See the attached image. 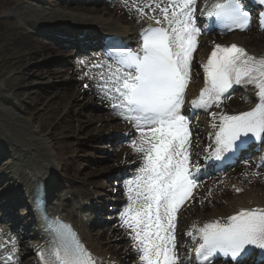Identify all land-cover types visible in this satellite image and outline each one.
<instances>
[{
	"label": "bare ground",
	"instance_id": "1",
	"mask_svg": "<svg viewBox=\"0 0 264 264\" xmlns=\"http://www.w3.org/2000/svg\"><path fill=\"white\" fill-rule=\"evenodd\" d=\"M143 1L85 0L79 4L73 3L72 0H57L56 6L47 8L36 0H0V5H6L7 10L11 8L8 16L0 18V44L5 50V52L2 51L3 54L8 58L3 62L9 71L15 73L11 79L18 83V89L13 91L11 95L15 96V93L19 92V99L15 102H13L14 98L0 93V195L10 188L15 192L13 199L8 196L3 199V196H0V232L3 223L9 219L12 223L10 231L7 233L5 230L6 235L3 234L0 238V264H3V261H11L13 264H39V262L24 261L23 258L29 253L36 254L39 252L42 248L41 244H45L44 239L36 228L33 227L32 229L31 221L32 226L30 228L32 230L28 232L29 225L27 222L30 219H26L24 212L18 216H13V213L15 215L20 210L21 202H25V205L28 201L30 202V191L39 182L47 189H51L56 182L63 184L64 192L50 211L56 212L59 217L74 227L96 264H143L139 258L141 253L138 251L137 241L133 238L134 233L131 232V229L122 226V216L118 217L117 222L104 225L106 230L100 234L99 232L96 234L92 230L90 233L88 231L84 221V211L93 200L96 201V204L102 201L101 198L94 199L89 190L92 189L94 193L106 191L105 186L99 185L90 177L98 168L99 161L89 159L87 160L89 167L86 173H83L85 169L81 168L76 177L72 176L61 180L50 151L51 145L67 144L69 138L75 140L80 136L85 137L84 143L89 141L112 142L103 136L104 131L108 129L111 132H119L122 140L128 141V143L124 146H116L112 154L106 153L105 150H98L97 152L106 155L111 168L118 167L120 171L133 172L144 166V154L136 151L133 147L134 143L137 147L141 146V134L134 121L125 119L127 110L114 102L115 99L109 91L86 83L91 81L89 76L86 79L83 65L80 62L81 59L73 61L74 55H72L71 50H65L59 43L53 44L47 40L48 38L39 34L40 31L45 30L52 34L79 35L83 36L85 41L96 40L100 35H118L139 50L138 37L146 27H169L164 25L162 20H160V24H157L156 20L150 19L146 15L148 12L146 1L144 3ZM216 2L218 0H207L206 7L201 12V23L196 21L197 27H202L200 28L202 32L214 29L212 17H209L207 13ZM152 5L154 9L169 6L161 0ZM14 6L16 8H12ZM141 10L143 11L141 12ZM246 35H248L247 38L233 34L227 37V43L247 48L258 57L263 56L264 37L254 36L248 32ZM197 42H200L202 48H206L212 47L216 41L211 38L204 40L197 37ZM197 51L196 54L192 55L191 61V77H193L194 83L193 86H187V92L198 87L193 69L195 63L200 59L203 60L204 56L199 57L200 54H197ZM78 56H82V54L78 53ZM55 57L73 64V66L64 69L52 65L47 67L45 63H39V60L46 62V58L50 60ZM86 74L89 75V73ZM64 75L68 76L65 81L62 80ZM31 78L37 81L36 84L24 87ZM114 80L112 81L114 82ZM46 81H52L53 85L44 86L43 83ZM36 91L41 93L39 99L30 101L29 103L33 105H28V97H35ZM27 92L29 96L25 95ZM252 93L254 94V92ZM35 100L36 103H33ZM85 101L88 102L85 103ZM56 102L60 103L58 108L54 106ZM253 105L251 95L245 94L239 99H234V104L231 107H215L216 118L203 121V125H216L213 127L217 129L220 123L219 115H239L249 110ZM77 108L78 111L73 113L74 109ZM183 111L184 108L181 109V113ZM50 113L51 115L56 113L62 115L63 113L60 121L63 120L70 126L73 122V126L70 130L62 129V131L59 122L51 121L52 124L48 128L46 124L41 122V119ZM69 118L70 122H68ZM7 122L10 125H7ZM30 125L34 126L31 127ZM205 133L212 135V132L209 131ZM77 146L82 147L83 145ZM210 149V145L207 144L205 152ZM194 150L197 152L199 148H194ZM70 152V147L66 145L65 153L70 154ZM190 159H192L191 156ZM72 171L76 173L75 170ZM64 172L66 173V171ZM234 173L238 176L237 182L235 180L233 182L237 183L236 185L242 192L239 197L232 196L228 191H225L223 189L225 183L222 181L209 178L206 179L208 181H204L205 178L201 177L197 183L200 184V187L195 192L196 195H200V199L195 200L198 202L195 203L188 199L179 208L177 212L179 220L175 222V238L183 239L184 236H189V241L186 243L192 247V253H187L181 248L185 254L183 256L178 255L180 264H193V262H189L190 259L196 261L195 250L201 243L197 229L217 220L225 223L228 217L241 210L264 209V174L258 172L252 164L240 166V169ZM111 176L113 174H109L107 177ZM135 178L136 174L132 176L131 180H135ZM108 181L114 183L112 180ZM249 184L253 188L249 189L247 187ZM226 185L230 187L231 184L227 183ZM113 190L120 194L122 190L126 191L127 200H129L127 188L123 185L112 184L110 193ZM15 200L20 203H14ZM127 203L129 204V201ZM197 204L199 206L195 209ZM23 225L28 228L18 243L14 241L13 245H8L2 239L19 238L20 235L17 230ZM125 236L130 242H112V239L115 238L124 240ZM5 247L7 249L4 251ZM176 248L178 247L176 246Z\"/></svg>",
	"mask_w": 264,
	"mask_h": 264
},
{
	"label": "snow or ice",
	"instance_id": "2",
	"mask_svg": "<svg viewBox=\"0 0 264 264\" xmlns=\"http://www.w3.org/2000/svg\"><path fill=\"white\" fill-rule=\"evenodd\" d=\"M195 2L170 0L168 7L160 9L169 27L145 30L143 55L122 53L118 60L124 68L134 69V74L124 75L117 69L115 82L119 86L115 91L121 98L118 106L129 113L125 119L135 122L142 137L141 146L134 143L133 147L144 154L140 174L127 182L129 204L121 214L122 226L134 233L143 264H180L175 239L177 212L197 184L188 151L190 121L181 113L200 32L194 16ZM259 3L264 5V0ZM207 14L225 21L229 29L244 30L249 25L242 0H218ZM260 16L264 26V12ZM202 67L205 86L192 100V107H220L234 85L254 86L261 101L239 115H219L215 133L219 157L233 151L241 136L264 134V57L257 58L236 44H217ZM211 115L215 119L217 113ZM53 231L55 259L49 264H95L70 226L56 222ZM196 231L202 241L195 250L198 264H209L217 253L234 264H244L250 247L264 251V209L241 210L226 223L217 220Z\"/></svg>",
	"mask_w": 264,
	"mask_h": 264
},
{
	"label": "rangeland",
	"instance_id": "3",
	"mask_svg": "<svg viewBox=\"0 0 264 264\" xmlns=\"http://www.w3.org/2000/svg\"><path fill=\"white\" fill-rule=\"evenodd\" d=\"M145 1H146L145 4L147 6V11H148L146 13V15H148L153 20H162V21H164L163 14H162L160 9H154L153 7H152V11L149 9V6H152V3H155V0H145ZM143 3H144V1H143ZM196 3H197V5H199L198 1ZM39 4L44 5L47 8H51V7L56 6L55 3H54V0H39ZM165 4H169V3L166 2ZM7 8L8 7L6 5H3V6L0 5V18H4V17L8 16V14L10 13L9 10L11 8H9L8 10H7ZM12 8H16V6H14ZM149 17H146V18H149ZM250 30L252 32V33L250 32V34H253L254 36L260 35V36L264 37V33H262V34L257 33L255 27H251ZM241 37L247 38L248 35H243ZM260 43H261V41H260ZM2 46L3 45L0 44V52H2V51L5 52V50L2 48ZM5 59H8L7 56L5 54H3V52L0 53V93H4V94L8 95L9 97L14 98L13 102H15V100L17 101L19 99V92H17V94L15 93L16 97L12 96L11 93L18 89L17 88L18 87V85H17L18 83L17 82L15 83V81H13L11 79V77L15 73L12 72V71H9L4 66V62L3 61ZM40 62L43 63V64L45 63V65L47 67H51V65L53 67H56V68L63 67L64 69H69L71 67L70 63H68L66 61H62V60L58 59L57 57L52 58L50 60H49V58H46V62H44L43 60H39V63ZM53 62H54V64H52ZM49 63H50V65H49ZM67 78H68V76L64 75L62 77V80L65 81V80H67ZM36 82H37L36 80L31 78V80H29V83L27 85H24V87H29L32 84H36ZM47 82L48 81L44 82L43 85L44 86L45 85L46 86L53 85L52 81L48 82V83ZM20 92H22V91H20ZM25 95L29 96V93L27 92ZM40 95H41V93L39 91H36L35 92V97H28L29 101H28L27 104L28 105L29 104L33 105L32 103H29V102L34 100V99H36V100L39 99ZM235 96H237V94L234 95L233 97H235ZM36 100L33 103H36ZM87 102L88 101H85V103H87ZM59 105H60V103L56 102V105H54V106L56 108H58ZM224 105L227 106V107L233 105L232 99L230 98L228 100L227 99L224 100ZM75 111H78V108L74 109L73 113H75ZM51 113L48 116L44 115L42 117V119H41V122L43 124H46V126L48 128L52 124L51 121H54L55 123L59 122V126H60L61 130L62 129L63 130H70V128L73 126V122H71L72 125L70 126V125H67V122H64L63 120L60 121L63 113H62V115H59V113L51 115ZM84 114L86 115L87 113L85 112ZM68 122H70V118L68 119ZM7 125H10V123L7 122ZM33 126L34 125H32L31 127H33ZM11 128H12V125H11ZM12 130H13V128H12ZM107 130L104 131L103 136H107V135L110 136L111 135V137H112V135L115 134V132H113V131L111 132V131H109V130L107 131ZM84 139H85L84 136H80V137L76 138L75 140L73 138H69V142L67 144L64 143V144H60V145H51V147H52L51 150H50L51 151V155L53 157V160H54V163H55V167L57 169L58 176H60L62 178V180L64 178H66V179L71 178L72 176L76 177L77 176V172L80 171L81 168L85 169V170H83V173H86L88 171L87 169L89 167V164L87 163V160L93 159V160L99 161L98 168L95 170V172L92 173V175L90 177H91L92 180L97 181L99 183V185L105 186V188H106L105 190L106 191L100 193L101 195L104 196L102 202H100L99 204H95V202H93L94 203L93 208H97V209L104 208L107 211L108 214L104 215L103 217H101V219L104 220V219L108 218V220L111 221V220L115 219V217H116V214L113 213L112 211H114V209L117 210V212H118L117 216H118V214L121 213L127 207V204L124 202V200H122L117 195H114L113 193L112 194L108 193L109 189H110V185H108L109 181H108L107 175L113 173V178H114V175L115 174L117 175L119 173L120 169L119 168H115V167L111 168L110 161L107 160L106 155L104 153H100V152H97V151L98 150L99 151L100 150H105L106 153L111 154V152L114 150V146L120 144V140H116L117 142H115V143L114 142L106 143V141H102V142L89 141L87 143H84ZM66 145L68 147H70V149H71L70 154H66L65 153ZM77 145H83V146L82 147H80V146L78 147ZM236 169H233V170H231V171H229L227 173V175L231 179H234V180L237 179L238 175H236L234 173V172H237L238 169L237 170ZM72 170H75L76 173H74V171H72ZM64 171H66L67 174ZM123 182H124V180H123ZM263 184H264V181H263ZM247 187L249 189L253 188L252 185H250V184ZM10 189L11 190L3 192V193L5 195L13 194V189L12 188H10ZM90 192H92V189L90 190ZM91 194H93V198L99 197L98 194H96V193L94 194L92 192ZM118 195L121 196V194H118ZM105 196H108V198L105 197ZM109 201H111L113 204L107 205ZM102 214H104V213L102 212ZM87 215H88L89 220L96 219V216L93 214V212H91V213L89 212ZM97 225H96V223H94V225L91 226L88 229L89 233H90V230L96 232V234L98 232H100V231H105L106 230L105 227L101 229ZM20 231L21 230H19V232ZM125 241H126L125 239L124 240H120V238L112 239L113 243H124ZM29 257H30V255H27V256H25V259L29 258Z\"/></svg>",
	"mask_w": 264,
	"mask_h": 264
}]
</instances>
